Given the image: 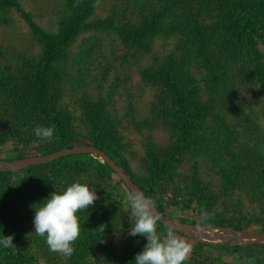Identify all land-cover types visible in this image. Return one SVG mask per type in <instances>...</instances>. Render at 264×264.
I'll list each match as a JSON object with an SVG mask.
<instances>
[{
  "label": "rangeland",
  "instance_id": "374dc122",
  "mask_svg": "<svg viewBox=\"0 0 264 264\" xmlns=\"http://www.w3.org/2000/svg\"><path fill=\"white\" fill-rule=\"evenodd\" d=\"M82 1L0 0V190L4 192L0 210H8L5 219L15 221L5 235L14 237V246L9 248L8 260L1 258L0 264H135L136 255L147 244L143 236L128 235L131 209L121 176L110 165L113 172L106 176L92 168L98 162L107 163L102 156L79 152L75 154H89L94 161L62 160L75 155L68 154L35 164L62 150L44 155L52 142L36 137L38 126H28L17 111L15 93L33 81L44 57L42 35L67 30L77 19ZM246 1L253 3L247 4L255 17L253 5L260 0ZM174 3L97 0L91 7L81 23L85 29L62 52L51 80V99L68 118L78 141L67 149L93 147L105 152L93 145L103 138L100 131L116 135L111 137L116 141L108 138L105 143L114 146L126 170L144 183L155 163L161 166L176 158L151 183L155 208L168 219L192 227L189 233L174 229L192 245L184 264H264V240L252 243L249 237L264 233V103L249 87L240 90L242 81L229 89L237 94L229 97L221 92L226 84L211 74L210 65L215 63H207L192 53V46H185L182 20L200 3ZM141 7H146L142 13ZM149 25L167 32V38L142 31ZM122 31L133 38L127 41ZM258 47L263 66L264 45ZM160 66L163 77L147 81V74L152 75L148 70ZM175 73L180 88L192 97L189 108L197 117L186 146L181 145L178 115L165 86ZM17 161L33 164H2ZM40 165L44 166L30 169ZM76 182L94 188L99 198L77 213L80 236L69 258L51 252L46 237L34 234L32 206ZM205 207L214 214L211 219L241 227L234 230L243 235L244 244L233 236L216 239L219 232L214 226L203 229L201 208ZM167 227L162 221L157 224L159 233ZM17 247L25 253L23 263L16 257Z\"/></svg>",
  "mask_w": 264,
  "mask_h": 264
},
{
  "label": "trees",
  "instance_id": "16d2710c",
  "mask_svg": "<svg viewBox=\"0 0 264 264\" xmlns=\"http://www.w3.org/2000/svg\"><path fill=\"white\" fill-rule=\"evenodd\" d=\"M96 1L97 0H83L77 9L79 12L77 19L67 30H64L62 33L55 36H50L48 34L42 35L44 57L37 73L33 81L26 86L27 88L25 90L18 89L15 93L16 101H19L17 106L18 114H23L24 122L28 126L40 125L55 128L52 145L48 151L44 152V155L50 152L71 148L78 142L77 139L73 137L69 128L70 125L68 118L63 112L58 110L54 98L53 101L51 99V80L53 78V70L62 56V52L73 42L75 36L85 29L81 26V23L83 22V19L88 16L91 7ZM172 1L174 5V1L179 2L180 6V1L183 3L185 0ZM198 2L200 3V6L191 8L190 12L187 13L182 20L187 37L185 46H192V53L199 57L206 58L207 63H215L210 65L211 74L215 76V80L219 79V81L226 84V89H223L221 92L225 93L227 96L232 94L235 95V93L237 94L236 90L231 94L229 89L231 87L234 88V86H236L235 83L238 81H242L244 87L239 89L243 90L244 88L249 87V90H251L254 95L264 103V65H259L262 55L258 49L260 44L264 45V0H260L256 3L257 5H253L257 12L255 17H253V13L250 10L252 6H248L247 4L253 3L247 2L246 0H198ZM181 6L183 5L181 4ZM190 6L192 5L190 4ZM145 10L146 7L139 8L141 13ZM158 14L159 13H157V15ZM150 26L151 25L144 27L142 31L145 30L147 33L156 32L162 35L161 37L164 39L167 38V32H162V30L158 31L156 28ZM122 32V37L127 34V31H125V33L124 31ZM127 36V41L130 40V38H133L131 34H127ZM169 36H172V34ZM148 71L151 72L152 75L147 74L148 77L145 78L147 81H154L158 77H163L161 66ZM165 80H167V77H165L164 81ZM170 84L172 86H168ZM165 86L169 89L171 94L170 99L172 100L174 108H176V114L178 115L182 138L181 145L186 146L187 138L193 127V122L197 119V117H192L189 108L193 99L191 96H186L178 85L176 73L175 79H169ZM99 113H101V111H99ZM99 113L97 112L96 115L99 116ZM98 118L99 117H97L96 120H98ZM95 124L97 127L99 126V122ZM99 135L103 138L96 139L93 145L104 150L118 165L124 167L126 174L131 180L146 196L151 197L154 200L153 194L155 192V187L153 185L154 183H151V181H153V179H160L162 173L167 171L170 164L177 159L169 158L161 166L159 163H155L149 181L146 183L139 182L137 178L131 175L130 171L128 172L126 170L124 163L120 157H118L116 150H114V146L105 143L106 140L108 141V138L116 141V139L111 138L116 135L104 132L103 130L100 131ZM77 157L89 158L92 162L94 161L93 156L89 154H75L70 157L62 158V160L74 159ZM16 159L18 158H14L13 160ZM43 166L44 165L35 166L30 169H38ZM92 168L96 174L102 173L104 176L108 175V171L113 172L108 163L98 162L95 166H92ZM262 176L264 178V174H262ZM125 187L129 192L130 190L126 185ZM1 194H4V192L0 190V195ZM206 210L208 211L209 208H206ZM5 212L9 214L8 210ZM5 212L0 210V239L8 234V231L11 232L13 230L12 227H14L15 223V221L12 222L5 219L7 216ZM205 222L203 225L205 227L203 229L206 230H209L213 226L216 228H233V230H242L241 227L233 223H223L213 219ZM199 228H201V226ZM175 232L179 233L176 230ZM233 238L236 237L233 235ZM100 240L101 239L98 241ZM223 245L229 246L231 244L224 243ZM235 245L238 244L235 243ZM16 251V257L19 258L22 263L25 262V253L19 247L16 248ZM8 252L9 248H3V246L0 245V259L4 257L6 258Z\"/></svg>",
  "mask_w": 264,
  "mask_h": 264
},
{
  "label": "clouds",
  "instance_id": "9594fccd",
  "mask_svg": "<svg viewBox=\"0 0 264 264\" xmlns=\"http://www.w3.org/2000/svg\"><path fill=\"white\" fill-rule=\"evenodd\" d=\"M34 133L36 137L52 142L55 128L38 126L34 128ZM98 198L94 188L79 182L71 184L62 193L53 192L44 202L32 206L35 211L34 234L46 237L51 252L70 258L75 251L73 244L80 236L77 213L82 209H89ZM125 202L131 209L128 235H139L147 239L143 251L135 257V264H184L190 256L192 245L177 236L170 226L164 233L158 232L157 224L161 216L157 214L155 201L133 189L127 193ZM201 213L205 221L214 215L206 208H202ZM99 229L104 231L103 226ZM13 239V236H3L0 245L4 248L13 247Z\"/></svg>",
  "mask_w": 264,
  "mask_h": 264
},
{
  "label": "water",
  "instance_id": "95a60500",
  "mask_svg": "<svg viewBox=\"0 0 264 264\" xmlns=\"http://www.w3.org/2000/svg\"><path fill=\"white\" fill-rule=\"evenodd\" d=\"M78 150V151H77ZM79 152H94L97 154H100L102 156V158L121 176L122 180L126 183L127 187L129 188V190H139L142 192V190L131 180V178L126 174V172L121 168L120 165H118L116 163L115 160H113L112 158H110L105 152L97 149V148H84V147H80L77 149H64L58 153L52 154L50 156L41 158V161H39L38 163L35 164H39L44 162L45 160H47V158L49 157H53V156H64V155H68V154H75V153H79ZM2 164L4 165H8V166H12V167H20V166H25L27 164H33V163H23V161H17V162H13V163H5L2 162ZM157 214L161 216V220L163 223H165L166 225L180 231V232H184V233H189V229H191L192 227L189 226H185L181 223L175 222L173 220L168 219L167 217H165L162 213H160L157 209ZM211 230H213L212 228H210ZM209 229V230H210ZM216 232H219V235H214L216 239L222 240L223 238H227L228 236H235L236 239H238L240 241V244H244L243 242H241L243 235L236 232L233 229L230 228H217L215 230ZM225 233L227 234L226 237H224L222 234ZM213 236V235H210ZM250 239L252 240V243H256V242H262V239L264 240V233L263 234H258V235H251L249 236Z\"/></svg>",
  "mask_w": 264,
  "mask_h": 264
},
{
  "label": "built area",
  "instance_id": "2783aa9c",
  "mask_svg": "<svg viewBox=\"0 0 264 264\" xmlns=\"http://www.w3.org/2000/svg\"><path fill=\"white\" fill-rule=\"evenodd\" d=\"M222 235H223L224 237H226L227 234L223 233Z\"/></svg>",
  "mask_w": 264,
  "mask_h": 264
},
{
  "label": "bare ground",
  "instance_id": "6f19581e",
  "mask_svg": "<svg viewBox=\"0 0 264 264\" xmlns=\"http://www.w3.org/2000/svg\"><path fill=\"white\" fill-rule=\"evenodd\" d=\"M262 241H263V239H262Z\"/></svg>",
  "mask_w": 264,
  "mask_h": 264
}]
</instances>
